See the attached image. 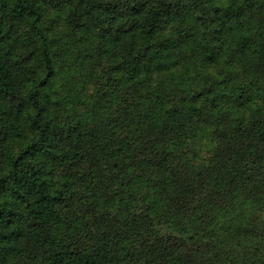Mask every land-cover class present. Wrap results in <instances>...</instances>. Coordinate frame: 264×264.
I'll return each mask as SVG.
<instances>
[{
  "label": "trees",
  "instance_id": "obj_1",
  "mask_svg": "<svg viewBox=\"0 0 264 264\" xmlns=\"http://www.w3.org/2000/svg\"><path fill=\"white\" fill-rule=\"evenodd\" d=\"M0 264H264V0H0Z\"/></svg>",
  "mask_w": 264,
  "mask_h": 264
}]
</instances>
